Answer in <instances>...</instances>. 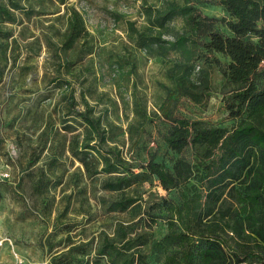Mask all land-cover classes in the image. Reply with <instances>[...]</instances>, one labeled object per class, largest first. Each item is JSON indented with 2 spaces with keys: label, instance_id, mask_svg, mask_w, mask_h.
<instances>
[{
  "label": "trees",
  "instance_id": "16d2710c",
  "mask_svg": "<svg viewBox=\"0 0 264 264\" xmlns=\"http://www.w3.org/2000/svg\"><path fill=\"white\" fill-rule=\"evenodd\" d=\"M46 1L65 8L54 20L65 23L49 27L53 33L46 47L54 64L51 85L64 92L66 103L58 112L60 129L52 131L51 139L44 130L38 134L33 151L36 158L30 161L34 166L49 148L46 168L40 169L33 186L35 193L42 195L48 187L56 193L62 185L52 231L41 245L50 256L48 264H151L153 257L158 264H264V85L259 84L264 77L263 0H218L217 5L228 15L220 19L204 15L193 3L202 0H182V4L163 0L157 9L142 0L148 25L138 29L128 23V34L139 50L149 56L157 54V62L168 66V77L175 87L167 93L159 112L171 123L163 141L179 158L172 167L151 158L138 167L140 172L135 171L129 154L138 148L152 116L133 96L136 119L124 129L110 117V107L115 103L112 99L105 103L100 99L92 106L80 93L78 101L72 84L65 79L75 73L69 53L79 45L84 59L94 55L97 47L82 11L67 6V0ZM30 3L0 0V57L5 62L0 67V79L9 54L17 65L24 53L25 46L19 40L28 29L26 24L49 15L36 11ZM110 15L122 19L119 13ZM176 20H181L182 31L173 39L165 38L169 25ZM217 23L229 34L218 32ZM33 38L37 44L41 41L35 34ZM41 52L40 45L36 56ZM216 55L227 58L228 63L224 65ZM124 62L131 65V59L121 54L117 64ZM216 71L222 75L220 93L234 124L222 127L176 117L172 106L183 97L196 103L210 97ZM99 105L104 106L102 110H97ZM61 134L65 139L55 140L54 136ZM31 146L34 148V143ZM189 149L194 161L183 157ZM64 161L79 164L76 170L89 182L88 187L104 177L103 190L118 194L108 211L126 218L117 219L110 230L87 235L88 223L70 216L76 193L64 195L74 175L63 184L55 173ZM82 176L74 185L79 194L88 188L81 187L85 183ZM154 181L167 193L179 191L180 203L163 199L145 208L140 188ZM19 182L20 176L14 186ZM52 198L49 215L55 202L54 195ZM85 200L87 215L91 205ZM158 212L166 213L167 224L166 233L159 239L153 230ZM60 234L64 239L56 244Z\"/></svg>",
  "mask_w": 264,
  "mask_h": 264
},
{
  "label": "rangeland",
  "instance_id": "374dc122",
  "mask_svg": "<svg viewBox=\"0 0 264 264\" xmlns=\"http://www.w3.org/2000/svg\"><path fill=\"white\" fill-rule=\"evenodd\" d=\"M175 1L183 3L182 0ZM162 3L163 0H148V4L155 9L160 8ZM193 3L204 15L217 19L228 17L217 5L218 0ZM142 4V0H67V6L74 5L84 13L86 26L93 35L92 42L97 47L94 55L84 59L81 58L82 51L79 45L69 53V58L75 64V73L65 79L72 84L78 101L80 102V93L87 97L92 106L97 105L96 101L100 99L104 103L112 99L115 103L110 107V117L124 129L136 119L133 96L137 101L144 103L147 112L152 116V122L146 124L138 148L131 156L129 154V161L136 168V172H140L138 167L147 164L151 158L156 162H164L168 167H172L173 162L179 158L167 149L163 141V136L168 133L171 123L159 112L167 93L173 91L175 87L174 82L168 77V66L157 62V54L149 56L139 50L128 34V23H134L138 29H146L148 25ZM30 6L49 15L33 18L31 23L26 24L28 29L23 30L22 39L19 40L25 46L24 53L17 65L13 56L9 54L10 60L0 79V175L2 172H8L12 179L8 183L2 181L0 176V224L5 235L14 241V248L6 246L0 250V264H48L50 256L41 245L51 233L56 209L60 207L62 185L57 188L56 193L50 190V187L46 188L42 195L33 190L34 183L40 177V169L46 168V161L50 155L49 148L34 166H30V161L33 162L36 158L33 151L38 134L44 130L51 139L52 131L61 127L58 112L66 105L65 95L61 89L51 85L54 64L47 52L46 42L53 33L49 27L51 25L61 27L60 24L65 23V20L54 21L64 13L65 8L57 4L51 5L46 0H31ZM111 12L119 13L122 19L115 20L110 15ZM215 29L222 34H229L228 29L220 23L216 24ZM181 31L182 22L176 20L169 25L164 37L173 39V35ZM18 32L19 29L16 36ZM34 34L40 37L41 41L38 44L33 38ZM40 45L42 52L37 57L36 51ZM121 54L131 59V65L127 62L117 64ZM216 57L224 65L229 61L222 55ZM4 63L0 57V67H3ZM213 80L210 97L204 98L200 103L183 97L172 106L174 115L231 127L234 121L229 119L220 93L222 75L216 71ZM259 84L264 85V77L259 79ZM104 93L105 96L102 97ZM103 107L99 105L97 110H102ZM63 135H56L54 138L63 141L65 139ZM12 142L16 147V154L12 156L13 163L10 162L8 154V145ZM32 143L34 148L31 146ZM128 146L127 144V148ZM183 157L189 161L195 160L191 149L186 151ZM78 165L77 162L72 165L69 161H64L59 164L55 173L57 178L62 179L63 184L74 175L70 187L64 193V195L76 193L77 196L70 216L77 221L88 223L85 225L87 235H97L100 230H110L117 219H124L126 215L108 211V206L118 199V194L103 190L104 177L88 187L89 182L76 170ZM18 176L20 182L14 186ZM81 176L85 182L81 187L87 185L88 188L86 192L79 194L78 190H74V185ZM140 192L143 193L145 208L153 203H162L163 199L175 203H180L181 199L179 191L167 193L157 181L144 184ZM53 195L55 202L49 215L48 209L53 203ZM83 199H86L87 205H91L90 213L87 214L91 215L90 218L85 214L88 213V209L83 204ZM45 204L48 206L45 207ZM157 215L159 218L153 230L155 238L159 239L167 231L166 213L158 212ZM63 239L64 235H58L56 244ZM14 254L18 255L19 260ZM150 263L158 264L154 257Z\"/></svg>",
  "mask_w": 264,
  "mask_h": 264
},
{
  "label": "built area",
  "instance_id": "2783aa9c",
  "mask_svg": "<svg viewBox=\"0 0 264 264\" xmlns=\"http://www.w3.org/2000/svg\"><path fill=\"white\" fill-rule=\"evenodd\" d=\"M8 154H9V157L11 159H12V156L16 154V147H15V145L13 143H9V145H8ZM0 176H1V180L4 181V182L5 181L6 182H11V180H12L11 177H10L11 175L8 172H2ZM6 246L14 248V241H13L12 238L7 237L5 235V233L3 232L2 226L0 224V250L3 249ZM15 257L18 259V255L17 254L15 255Z\"/></svg>",
  "mask_w": 264,
  "mask_h": 264
},
{
  "label": "crops",
  "instance_id": "0c3cea01",
  "mask_svg": "<svg viewBox=\"0 0 264 264\" xmlns=\"http://www.w3.org/2000/svg\"><path fill=\"white\" fill-rule=\"evenodd\" d=\"M263 2H264V0H263Z\"/></svg>",
  "mask_w": 264,
  "mask_h": 264
}]
</instances>
